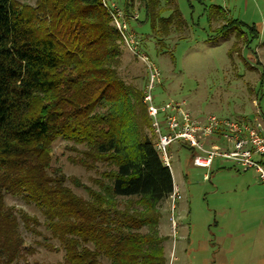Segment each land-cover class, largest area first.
<instances>
[{"label":"trees","instance_id":"trees-1","mask_svg":"<svg viewBox=\"0 0 264 264\" xmlns=\"http://www.w3.org/2000/svg\"><path fill=\"white\" fill-rule=\"evenodd\" d=\"M123 1L127 17L135 15L138 1L154 31L156 23L167 34L184 24L176 6L163 18L159 0ZM242 26L224 19L212 40L234 34L229 54L240 52L239 42L250 50L258 31ZM121 43L101 0H36L33 8L0 0V264L34 253L23 247L19 221L28 233L40 234L38 219L6 207L5 194L39 210L64 264H100L101 257L110 264H165L157 206L172 195V175L155 149L144 94L115 72ZM249 58L260 64L252 50ZM58 138L85 148L72 163L113 168L93 181L98 192L84 188L88 201L50 168ZM117 198H137L141 211L118 210ZM144 227L146 234L140 233Z\"/></svg>","mask_w":264,"mask_h":264},{"label":"rangeland","instance_id":"rangeland-1","mask_svg":"<svg viewBox=\"0 0 264 264\" xmlns=\"http://www.w3.org/2000/svg\"><path fill=\"white\" fill-rule=\"evenodd\" d=\"M16 1L32 8L36 2ZM115 1L124 12V1ZM168 1L159 0L160 7L165 9L160 17H168L176 6L184 23L179 29L172 25L168 34L161 33L156 23L154 31L145 13L137 10L138 1L133 10L137 21L129 22L135 36V51L148 57L158 71L159 79L152 91L153 104L177 106L190 119L199 122L210 115L223 119L261 116L264 111V0ZM224 19L243 23L246 26L241 27L242 31L255 27L259 36L250 43L249 49L255 52L260 64L249 58L250 50L243 48L241 42L237 44L240 52L229 54L235 43L234 34L227 40H212ZM145 65L148 66L121 43L115 72L121 81L142 94L148 81ZM149 120L152 127L150 117ZM157 120L162 121L161 115ZM152 132L156 145L158 134L154 127ZM204 143L211 142L205 138ZM184 144L187 145L174 141L166 148L179 197L173 202L171 195L157 206L160 215L157 234L166 239L161 244L165 264H264V183L258 174L254 170L243 172L231 161L222 159L215 160L208 170L196 167L194 151ZM84 150L83 146L56 139L51 147L50 168L65 177L64 186L76 197L88 201L84 188L98 192L93 181L113 168L97 164L96 169L86 170L72 163ZM257 161L264 167V159ZM116 201L120 211L126 208L141 211L137 198ZM129 201L133 203L131 208ZM4 205L17 215L35 217L40 223L37 228L40 234L34 235L25 231L19 221L23 247L33 249L34 253H22L13 264H64L63 250L44 228L43 217L33 204L5 194ZM140 233L146 234L147 228H142ZM45 243L56 251L45 248ZM99 262L110 264L103 257Z\"/></svg>","mask_w":264,"mask_h":264},{"label":"built area","instance_id":"built-area-1","mask_svg":"<svg viewBox=\"0 0 264 264\" xmlns=\"http://www.w3.org/2000/svg\"><path fill=\"white\" fill-rule=\"evenodd\" d=\"M102 6L109 12L112 24L121 36L124 46L139 57L146 66L148 81L144 91L143 103L146 105L147 113L152 119L158 140L155 145L164 166L170 167V158L166 148L174 141H181L193 149L195 155L193 164L196 167L208 170L215 160L231 161L241 171L254 170L259 179L264 183V167L257 161L264 159V111L259 117L218 118L210 115L203 122L190 119L189 114L183 113L179 107L169 104L157 107L153 104L152 91L159 79L158 71L149 63L148 57L139 55L135 51L133 38L127 17L118 8L115 0H101ZM161 115L162 121L157 120ZM209 139L207 145L203 140ZM206 177V176H205ZM178 189L173 187L171 199L179 197ZM174 210V208H172ZM173 227L174 222L171 221Z\"/></svg>","mask_w":264,"mask_h":264},{"label":"crops","instance_id":"crops-1","mask_svg":"<svg viewBox=\"0 0 264 264\" xmlns=\"http://www.w3.org/2000/svg\"><path fill=\"white\" fill-rule=\"evenodd\" d=\"M171 175H172V173H171ZM173 181V180H172ZM173 187H174V184H173ZM177 189H178V187L177 186H175Z\"/></svg>","mask_w":264,"mask_h":264}]
</instances>
